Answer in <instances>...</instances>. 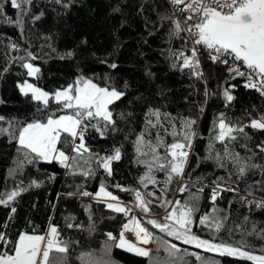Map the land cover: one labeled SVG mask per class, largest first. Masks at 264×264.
Segmentation results:
<instances>
[{"label": "snow or ice", "instance_id": "snow-or-ice-1", "mask_svg": "<svg viewBox=\"0 0 264 264\" xmlns=\"http://www.w3.org/2000/svg\"><path fill=\"white\" fill-rule=\"evenodd\" d=\"M73 2L74 0H49V3L63 9H70ZM167 2L170 11L158 14L161 26L168 25L166 42L171 45L173 41H180L179 47L165 50L170 67L174 71L187 70L190 77L203 82L205 100L198 106L195 116H173L161 108L147 109L144 125L131 141L132 163L144 170L138 177V187L126 188L118 183L112 185L119 191L132 195L134 202L129 205L108 190L107 181L113 176L112 165L122 159L123 145L113 146L104 155L93 152L87 145L89 130L99 134L101 139L107 138L109 132L118 131L112 106L121 101L127 91L108 82L105 85L98 84L83 75L53 93L44 91L27 80L17 85L23 96L30 95L31 100L42 107L37 108V113L41 115L26 123L6 121L0 115V123H7V127H0V136L7 134L9 142L14 141L17 146V168L10 175L15 176L25 165L35 167L40 163H56L65 169L67 175L79 176L83 180L95 179L97 172L102 170L104 180L99 184L97 192H89L79 184L74 192L67 195L95 198L111 212L123 214L127 222L122 224L119 236L112 232L106 233L107 241H111L116 248L139 257H150L151 250L140 245L156 243L159 251L163 244L168 256L172 258L168 264H186L183 255H177L182 252L177 244H169L159 237L154 238L153 232L145 226L150 225L176 241L204 252L238 258L252 264H264V254L257 255L247 250L253 245L244 237L255 236L264 240V228H258L249 217H244V221L245 224H251V228H245L241 232V240L233 244L217 242L219 234L226 230L224 222L227 216L219 215L223 210L213 207L214 215L205 213L198 218L196 216L205 189L209 190L208 200L212 205L223 198L222 193L229 192L234 197H239L241 203L249 208L264 210V195H256L258 192L264 193V162H256L257 156H261L264 161V155H261L264 154V140L256 143L254 150L249 144L252 137L246 131L251 128L264 132V113L253 117L246 112L244 115L248 122L243 123L239 118H231L226 112H219L211 123L206 154L201 157L193 148L196 140L202 138L196 129L205 111L204 106L210 97L217 95L207 87L202 57L213 65L222 66V70L227 73L218 85V94L225 101L224 108H230L236 99L233 92L238 85L232 81L241 80L244 89L255 90L264 97V0ZM6 3L17 10V19L6 17ZM32 5L33 0H0V17H5L7 23L14 24L23 33L26 18L35 23L43 15L42 12L39 15L32 14ZM10 48L13 51L20 50L15 43ZM66 55L70 58L74 53L70 51ZM27 57L30 60L39 58L31 52L27 53ZM17 59L22 62L21 67L26 69L28 77L37 78L39 67L27 62L24 56ZM101 62L108 63L107 60ZM108 66L117 68L115 63ZM7 70L4 68L2 71ZM124 88H128L127 82ZM50 102L57 107L52 108ZM57 112L63 114L57 115ZM119 118L125 119L126 114L120 113ZM237 147L244 149L246 154L241 155ZM192 156L197 157L196 167L205 162L213 165V179L209 180L206 175L195 178L192 176V171L195 170L189 171ZM217 171H223L225 175H217ZM249 174H259L261 179L256 180L254 185H249L241 195L238 181L245 180ZM161 175L163 179L160 178ZM48 178L54 180L55 176L49 175ZM22 184L23 181L10 191L0 192V206L10 209L9 221L17 211L14 206L17 198L23 191H27V188L21 187ZM32 186L38 188L41 185L32 180L29 187ZM186 192L189 193L187 199L181 201L174 198L175 193L183 196ZM71 219L66 218V226L79 228L80 225H74ZM194 226L208 229L212 239H204L194 233ZM7 227V223L0 225V264H69L67 254L70 242L60 238L57 226L51 225L47 235L21 231L15 239L7 234ZM94 228L95 224L90 230ZM227 231L231 237L232 230ZM125 233H132L135 242L129 240ZM109 251L110 246L106 242L105 258L96 259L91 252H85L80 255L79 260L81 264H112ZM260 252L264 253V248ZM183 253L187 254V250H183ZM192 255L201 264H219L218 261L212 262L197 253ZM151 264H161V261L153 260Z\"/></svg>", "mask_w": 264, "mask_h": 264}, {"label": "trees", "instance_id": "trees-1", "mask_svg": "<svg viewBox=\"0 0 264 264\" xmlns=\"http://www.w3.org/2000/svg\"><path fill=\"white\" fill-rule=\"evenodd\" d=\"M167 11H170V8L165 0H74L70 9H63L49 3V0H33L32 14L39 15L42 12L43 15L35 23L26 18L23 33L14 24L7 23L5 17H0V115L4 116L6 121L26 123L41 115L37 113V108L42 105L31 100L30 95L23 96L17 87L25 80L53 93L83 75L98 84L105 85L108 82L120 90L127 91V95L112 106L118 131L109 132L107 138L101 139L99 134L89 130L87 145L93 152L101 155L110 151L113 146L123 145L124 155L119 162H113V176L107 183L108 190L129 205L134 202V197L112 185L118 183L126 188L138 187V177L144 170L132 163L131 141L143 127L147 109L161 108L173 116H195L198 106L205 100L203 82L190 77L187 70L174 71L170 67L165 50L169 47H179L180 41H173L171 45L166 42L168 25L161 26L158 14ZM5 14L13 20L18 18L17 10L11 8L10 3L5 4ZM13 43L19 46V51L10 48ZM70 51L74 55L69 58L66 53ZM28 52L39 58L28 59ZM20 56L40 68L37 78L27 76L26 69L21 67L22 62L17 59ZM104 60L108 63L101 62ZM201 61L207 87L217 93L208 99L196 129L202 138L196 140L193 148L195 153L203 157L206 154L211 123L219 112H226L231 118H239L243 123H247L248 118L244 115L246 112L251 113L253 117L264 113V97L255 90L244 89L241 80L232 81L238 85L233 92L236 99L230 108H224L225 101L218 94V85L227 73L222 70V66L213 65L204 58ZM111 63H115L117 68H110L108 64ZM4 68L8 70L2 71ZM125 82L128 84L127 89L124 88ZM51 107L57 106L51 104ZM120 113L126 114V118L120 119ZM61 114L63 113L57 112V115ZM0 127H7V123H0ZM246 131L252 137L249 144L255 150V144L264 140V132L251 128ZM126 136L128 139H125ZM237 151L241 155L246 154L242 148L237 147ZM17 159L15 142H9L7 134L0 136V192L12 190L21 181V187L27 188V191H23L17 198L14 205L17 211L11 221L8 219L10 209L0 206V225L8 224L7 234L12 239L21 231L44 234L50 224L57 226L62 240L70 242L67 254L69 264H81L79 257L85 252H91L96 259L105 258L106 242L110 246L112 264H151L153 260L168 264L172 259L163 244L157 251V244L151 243L150 257H139L116 248L111 241H107L106 233L112 232L118 237L122 224L127 221L123 214L111 212L102 202L78 195H67L74 192L79 184L89 192H97L99 184L104 180L102 170L97 172L95 179L83 180L79 176L67 175L65 169L56 163H40L35 167L25 165L12 176L10 173L17 168ZM191 159L189 171L195 169L192 171L194 178L206 175L209 180L213 179L214 168L211 163L205 162L196 167L197 157L192 156ZM256 162L264 161L261 156H257ZM216 174L225 175L223 171H217ZM49 175H54L55 179L50 180ZM160 178L163 179L162 175ZM260 179L259 174H249L245 180L238 181L241 195L249 185H254L255 181ZM32 180H36L41 186L29 187ZM189 184L191 186L190 181ZM208 191L205 189L196 216L198 218L205 213L214 215L213 207L223 210L219 215L227 216L224 222L226 230L219 234L217 242L234 244L241 240V232L245 228H251V224H245L246 216L258 228H264V210L249 208L241 203L239 197H234L229 192L222 193L223 198L218 199L216 205H212L208 200ZM256 195L259 197L264 193L258 192ZM188 197V192L183 196L174 194V198L181 201ZM68 217L72 218L74 225L78 224L80 227L68 228ZM93 224L95 228L90 230ZM238 225L244 227L238 228ZM145 226L153 232L154 238L159 237L169 244H177L182 250L177 255H183L186 264H201L192 253L212 262L218 261L219 264H252L250 261L220 257L193 246H185L180 241L166 238L150 225ZM228 229L232 230L231 237ZM193 232L201 238L212 239L210 231L203 227L194 226ZM244 238L253 245L248 251L257 255L264 254L260 252V249L264 248V240L255 236ZM185 249L187 254L183 253Z\"/></svg>", "mask_w": 264, "mask_h": 264}, {"label": "rangeland", "instance_id": "rangeland-1", "mask_svg": "<svg viewBox=\"0 0 264 264\" xmlns=\"http://www.w3.org/2000/svg\"><path fill=\"white\" fill-rule=\"evenodd\" d=\"M97 191H98V189H97ZM104 204V203H103ZM105 205V204H104ZM106 206V205H105ZM139 215V214H138ZM127 222V221H126ZM122 229V228H121ZM128 234H130V233H125V235H126V237L129 239V240H132V241H134L135 242V237L132 235V233H131V235L133 236V237H131V235H128ZM118 236H119V233H118Z\"/></svg>", "mask_w": 264, "mask_h": 264}, {"label": "water", "instance_id": "water-1", "mask_svg": "<svg viewBox=\"0 0 264 264\" xmlns=\"http://www.w3.org/2000/svg\"><path fill=\"white\" fill-rule=\"evenodd\" d=\"M157 232H159V230L157 229ZM161 233V232H160ZM163 236H165L166 238L168 239H172V240H175L173 237H169L167 236L165 233H161ZM185 246H191V245H185Z\"/></svg>", "mask_w": 264, "mask_h": 264}, {"label": "bare ground", "instance_id": "bare-ground-1", "mask_svg": "<svg viewBox=\"0 0 264 264\" xmlns=\"http://www.w3.org/2000/svg\"><path fill=\"white\" fill-rule=\"evenodd\" d=\"M86 198L97 201L95 198H91V197H86ZM128 235H131V233L128 234ZM131 237H133V236L131 235ZM140 246H141V247H146L145 245H140ZM149 246H150V244L147 246V248H149Z\"/></svg>", "mask_w": 264, "mask_h": 264}, {"label": "crops", "instance_id": "crops-1", "mask_svg": "<svg viewBox=\"0 0 264 264\" xmlns=\"http://www.w3.org/2000/svg\"><path fill=\"white\" fill-rule=\"evenodd\" d=\"M50 226H51V225L48 224V226H47L46 231L44 232V234H37V235H47ZM29 234H30V233H29Z\"/></svg>", "mask_w": 264, "mask_h": 264}, {"label": "built area", "instance_id": "built-area-1", "mask_svg": "<svg viewBox=\"0 0 264 264\" xmlns=\"http://www.w3.org/2000/svg\"><path fill=\"white\" fill-rule=\"evenodd\" d=\"M165 1L167 2V0H165ZM167 4H168V2H167ZM168 6H169V8H170V5H169V4H168ZM202 58H203V57H202ZM202 58H201V59H202ZM242 83H243V82H241V84H242ZM147 246H148V245H147ZM147 246H146V247H147Z\"/></svg>", "mask_w": 264, "mask_h": 264}]
</instances>
